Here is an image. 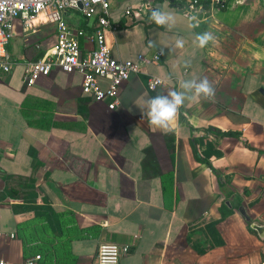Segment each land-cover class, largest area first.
<instances>
[{
	"label": "crops",
	"instance_id": "crops-1",
	"mask_svg": "<svg viewBox=\"0 0 264 264\" xmlns=\"http://www.w3.org/2000/svg\"><path fill=\"white\" fill-rule=\"evenodd\" d=\"M183 1L109 0L116 58L162 51L121 85L115 109L84 94L76 71L26 84V63L56 42V28L42 15L29 28L15 19L9 70L0 69V257L96 264L98 245L113 242L129 247L120 264H264V236L251 227L264 226V0L206 5L192 14L196 28ZM157 5L175 14L173 28L149 22ZM63 16L85 26L79 9ZM204 31L217 39L200 49L193 40ZM177 36L183 50L172 48ZM152 75L166 86L150 91ZM205 76L214 101L186 102L167 130L150 125L145 98ZM198 138L220 152L209 158L218 174L196 158Z\"/></svg>",
	"mask_w": 264,
	"mask_h": 264
},
{
	"label": "built area",
	"instance_id": "built-area-1",
	"mask_svg": "<svg viewBox=\"0 0 264 264\" xmlns=\"http://www.w3.org/2000/svg\"><path fill=\"white\" fill-rule=\"evenodd\" d=\"M225 1L184 0L182 7L186 15L192 16L204 10L206 5L223 7ZM68 9H79L85 18V26L71 29L63 16ZM109 12V0H0V69L9 70L11 60L6 47L12 38L15 19L21 17L29 28L42 15L46 22L54 24L57 39L42 56L26 63L24 82L34 84L52 70L76 71L82 75L81 90L84 94L94 101L104 102L109 109L117 108L121 85L132 74L138 73L142 65L158 64L162 51L157 49L148 56L139 53L134 59L116 58L106 37L108 31L116 28L109 19ZM125 13L132 17L139 15L131 7H127ZM81 39L85 41L83 45L80 44ZM166 84L162 77L152 75L148 78L147 88L154 91ZM128 251L127 245L102 242L97 247L96 264H120L121 257ZM40 259L41 255L35 254L11 263L0 257V264H37Z\"/></svg>",
	"mask_w": 264,
	"mask_h": 264
},
{
	"label": "clouds",
	"instance_id": "clouds-1",
	"mask_svg": "<svg viewBox=\"0 0 264 264\" xmlns=\"http://www.w3.org/2000/svg\"><path fill=\"white\" fill-rule=\"evenodd\" d=\"M149 22L158 27L171 29L176 24V16L170 10H164L161 5L150 9ZM189 23L192 28L199 26L197 16L189 17ZM216 36L211 31H204L195 34L194 46L204 49L210 43L216 42ZM186 42L182 37L177 36L174 39L172 48L183 50ZM191 61L186 60L184 67H190ZM179 90L169 89L166 94L158 93L155 96L145 98L143 104L139 107L142 114L146 112L151 126L161 130L170 128L172 122L176 119L181 107L188 101L203 99L205 101H214L216 88L206 76L202 78H190L179 81Z\"/></svg>",
	"mask_w": 264,
	"mask_h": 264
},
{
	"label": "trees",
	"instance_id": "trees-1",
	"mask_svg": "<svg viewBox=\"0 0 264 264\" xmlns=\"http://www.w3.org/2000/svg\"><path fill=\"white\" fill-rule=\"evenodd\" d=\"M207 132H212V133H215L217 135H220V134L232 135L233 134L230 131L222 132L219 129H216V128H213V127H209L207 129ZM191 143H192V149H193V152H194L196 158L199 161L207 163L210 166V168H212L215 171V169L211 166V164L209 162V158L212 155L219 156L220 152L217 151V149H215L214 146L210 142H208V141H206V140H204L202 138L192 139ZM201 148H202V150H201ZM215 172H216V174H218L217 171H215Z\"/></svg>",
	"mask_w": 264,
	"mask_h": 264
},
{
	"label": "water",
	"instance_id": "water-1",
	"mask_svg": "<svg viewBox=\"0 0 264 264\" xmlns=\"http://www.w3.org/2000/svg\"><path fill=\"white\" fill-rule=\"evenodd\" d=\"M78 6L81 7V4L79 3ZM261 91L264 93V90L263 89H261ZM238 210L244 216V218L246 219V221H249L250 220V218L246 214V211H245L244 207L240 206L238 208ZM251 227L257 231L258 235L264 236V226L263 225H258V224H254L253 223L251 225Z\"/></svg>",
	"mask_w": 264,
	"mask_h": 264
}]
</instances>
